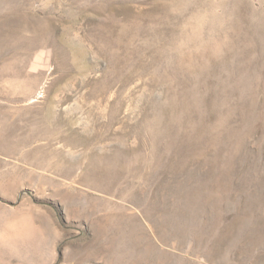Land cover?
I'll return each instance as SVG.
<instances>
[{"label": "rangeland", "instance_id": "obj_1", "mask_svg": "<svg viewBox=\"0 0 264 264\" xmlns=\"http://www.w3.org/2000/svg\"><path fill=\"white\" fill-rule=\"evenodd\" d=\"M222 1L220 50L193 4L110 64L103 0H0V264H264V0ZM173 40L194 59L151 61Z\"/></svg>", "mask_w": 264, "mask_h": 264}, {"label": "bare ground", "instance_id": "obj_2", "mask_svg": "<svg viewBox=\"0 0 264 264\" xmlns=\"http://www.w3.org/2000/svg\"><path fill=\"white\" fill-rule=\"evenodd\" d=\"M125 1L126 0H121V2L124 4H125ZM151 1H152V4L150 6L151 8L148 9V11L143 10L144 12L145 11H147V12L143 13V12H141L142 10L141 11L139 10V12L135 13L133 11L134 12L133 15L135 18V19L133 18V20L128 17V16H130V17L132 16V15H129L130 14L129 10H131V9L128 6H124L123 4H120L118 6L119 8H117L116 5L113 2H111L110 0L109 1L103 0V3H100V5L92 6L93 7L92 9L96 13L102 14L104 16L103 21L99 24L94 25L92 28L93 29V35L91 37V41L93 44L96 45V53L99 54L102 58H104L110 64H126V63L130 64L137 57H141L142 50L148 48V46L150 47V45H152L150 43H152L154 41L156 42L162 38V35H160V31L156 27L154 28V26L156 24L154 26L151 24L152 26L150 27L149 26L150 24H147L148 22L146 23L145 21H143L144 23H146L145 27H144L143 26L144 24L140 23L139 21L137 22L136 19L142 20L148 16L146 18V20H150L149 23H153L156 20V17H157L156 14L158 12L161 14H163V13L168 14L171 11H172V14H170V15L179 19L184 15L185 16L188 15L185 13H187V11L190 9V7L193 4L208 5L209 12L207 11V12L201 13L200 11H198V13L196 14V17L193 18L195 20L192 22H191L192 18L190 17L191 18V19H189L190 24H189V26L186 25L189 27V28H187L189 34L187 32V34L185 33V35H187V38H189V39H187L188 41H195L196 39H198V36H200L201 39H203L201 35L205 34V28L207 25V22H206L207 18L211 19L210 20V21H212L211 23L216 24L215 20L219 16L216 14L214 9L217 5L224 4V1H222V0H218L215 3L211 0H184L183 1L184 3H175V2H173V0H169L170 2H166L164 0H162V2H157L159 0H151ZM230 2L234 3V1H232V0ZM118 15H122V19H123V21L121 20L122 22L118 21V19H117ZM144 15H146V17H144ZM167 16H169V14ZM187 18H188V16H187ZM130 21L135 22L136 25L131 24V23H130L131 25L128 24ZM164 21H166V20H164V18L159 19V22H161V23H164ZM185 21H187V20H185ZM179 26L177 25V27H179ZM186 26H183L185 28H182V29H186ZM147 27L149 29H147ZM178 30H180V29H178ZM180 31H182V30H180ZM142 32H143V35L145 32V34L147 33L146 35L151 34L152 36L150 38H145L146 40H144V42H137L138 38L142 35ZM178 32H176V33L179 34L180 32L179 33ZM185 32H186V30H185ZM219 33H221V30L220 31H219V29L216 30V27H215V32L212 33L213 36L210 38L208 37L209 40H207V41L205 40V42L202 43L200 41L201 39L200 40L198 39L200 41L199 44H201L200 48H201L202 52L204 53V54H202V56L210 55L211 53L220 50L221 47L226 44L228 37L223 36L222 33L221 34H219ZM207 35H208V33H207ZM179 37H180V39L182 38L181 35ZM171 38H174V36H171ZM171 40L172 39H170V41ZM186 41L184 43H186ZM181 42H183V41L181 40L180 44H176V41L173 40L171 43H169V47L166 46L165 44L154 47V49H152V51L154 50L155 53H154V55H152L151 61L152 60L158 61L159 58L161 57V59L165 58L164 61H168V60L172 59L173 61H176L177 63H184L186 61L190 62L191 60L194 59V56H192L191 53L189 54V56H188V54L187 55L183 54L182 49H184V46L187 45V43L184 45ZM165 43L167 44L168 42H165ZM170 46L172 48L174 47L176 50L173 48L174 51L169 52L170 50L166 49V48H170ZM166 50H169V51L167 52ZM147 64H148V62H147ZM120 72H122V71H120ZM102 84H105V83H102ZM107 88H108V86L106 85L103 89H107ZM150 107L152 110L159 108L157 105L154 106V103ZM155 129H157V128H155Z\"/></svg>", "mask_w": 264, "mask_h": 264}]
</instances>
